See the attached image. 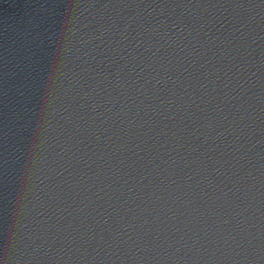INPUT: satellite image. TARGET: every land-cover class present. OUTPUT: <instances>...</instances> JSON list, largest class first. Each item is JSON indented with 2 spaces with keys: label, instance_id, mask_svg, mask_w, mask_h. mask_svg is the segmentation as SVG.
I'll return each mask as SVG.
<instances>
[{
  "label": "water",
  "instance_id": "1",
  "mask_svg": "<svg viewBox=\"0 0 264 264\" xmlns=\"http://www.w3.org/2000/svg\"><path fill=\"white\" fill-rule=\"evenodd\" d=\"M264 155V0H0V264H179Z\"/></svg>",
  "mask_w": 264,
  "mask_h": 264
}]
</instances>
